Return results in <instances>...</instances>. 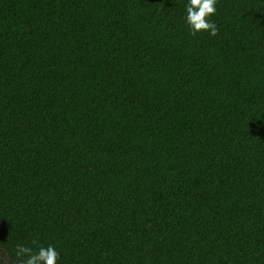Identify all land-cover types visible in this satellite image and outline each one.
I'll return each instance as SVG.
<instances>
[{
	"label": "trees",
	"instance_id": "trees-1",
	"mask_svg": "<svg viewBox=\"0 0 264 264\" xmlns=\"http://www.w3.org/2000/svg\"><path fill=\"white\" fill-rule=\"evenodd\" d=\"M0 0V264H264V0Z\"/></svg>",
	"mask_w": 264,
	"mask_h": 264
},
{
	"label": "clouds",
	"instance_id": "clouds-1",
	"mask_svg": "<svg viewBox=\"0 0 264 264\" xmlns=\"http://www.w3.org/2000/svg\"><path fill=\"white\" fill-rule=\"evenodd\" d=\"M216 3L217 0H188L185 19L192 35L198 32L217 35L218 27L210 20L217 11ZM16 256L24 257L22 264H57L59 259V253L52 245L40 247L35 253L28 247L18 246Z\"/></svg>",
	"mask_w": 264,
	"mask_h": 264
}]
</instances>
